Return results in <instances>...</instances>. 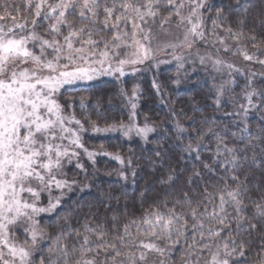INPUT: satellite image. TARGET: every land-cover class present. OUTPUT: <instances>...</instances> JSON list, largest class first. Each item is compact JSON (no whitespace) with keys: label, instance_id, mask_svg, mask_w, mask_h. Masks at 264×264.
<instances>
[{"label":"snow or ice","instance_id":"obj_1","mask_svg":"<svg viewBox=\"0 0 264 264\" xmlns=\"http://www.w3.org/2000/svg\"><path fill=\"white\" fill-rule=\"evenodd\" d=\"M230 57H242L248 71ZM172 61L176 85L198 63L208 76L204 99L213 112L231 105L230 119L205 116L194 99L192 115L170 110L172 135L153 156L170 159L174 141L178 159L156 199L142 195L138 208L127 200L121 208L120 196L101 192L86 209L65 211L64 197L80 185L66 167L89 177L82 155L93 167L99 155L119 162L127 183L132 158L103 143L89 150L82 133L148 143L156 129L135 122L142 93L134 84L129 95L125 78ZM258 75L264 87V0L219 9L210 0H0V264H264V123L254 132L249 118L264 120ZM106 77L130 106L128 124L104 107L114 98ZM152 85L163 102L161 85ZM45 216L56 222L45 225Z\"/></svg>","mask_w":264,"mask_h":264},{"label":"trees","instance_id":"obj_2","mask_svg":"<svg viewBox=\"0 0 264 264\" xmlns=\"http://www.w3.org/2000/svg\"><path fill=\"white\" fill-rule=\"evenodd\" d=\"M249 4L257 3V0H247ZM210 3L217 9L222 6H226L228 0H210ZM256 9H251L254 12ZM215 15V12L212 13ZM252 19V16H249ZM241 60L243 67L248 69V62L243 61L242 57H236ZM253 70H261L259 65H252ZM146 72L136 75L135 77H126L129 82L124 85L131 95V89L133 85H139V90L142 93L138 100V107L136 110V118L139 124H144L145 121L155 127L156 131L149 137V142L144 143L139 138L127 140L118 134L97 135L92 133H86L83 138V142L86 148L89 150H100V144L103 143L104 149L109 153H119L127 160L132 158L133 169L136 172L135 183L133 184V177L131 171L133 169L124 170L128 173V181L125 183L117 176V171L121 168L119 162L111 159L108 156L99 155L95 159L97 161L95 167L89 160H83V163L89 173L87 180L84 179L83 174H79V170L70 166L68 169V177L70 180L76 179L80 181V185L77 186V190L67 193L64 197V210L68 208H76L77 204L83 205L85 209L89 203H94L96 199L100 198L101 192L111 191L114 195L120 196V207H124L125 200H127L130 209L133 207H139V201L143 195L146 203L156 199L161 193V185L159 181L166 175L169 164L175 162L178 157L175 156L176 149L174 148V141L172 145H167L169 150L170 159L156 163V157L153 156V151L157 148V142L165 143L167 137L172 135L168 130L174 129V118L169 115L170 110L174 109L177 113L183 109L185 112L191 113V102L196 100L197 107L204 108L205 116H215L218 120L227 122L230 118L224 116L225 111H232L231 105H228L225 109L213 112L212 101L210 99H204L208 95L205 87V80L208 79L207 73L202 69H197L184 81L181 78V83L176 85L171 81L176 79V67L159 66V68L145 69ZM190 72V71H189ZM108 83L104 86L105 92L113 94V100L111 105L105 100L104 107L111 108L108 115L117 121H123L127 123L130 121V107H128L127 101L119 97L117 89L112 87L115 83L112 78H104ZM156 80L163 90V102L160 96H158L153 88L152 82ZM238 85L242 86L246 83L243 77L237 76ZM255 84L258 88H262L260 77L255 80ZM237 93L236 100L238 103H244L241 95V87H236ZM227 99V97H226ZM77 115L80 116L79 110ZM94 118V117H93ZM251 130L256 131L258 125L264 123L261 114L258 112H250ZM199 119V117H197ZM181 123L187 125L189 120H181ZM236 131L235 127L232 129ZM185 144L187 141L184 142ZM111 172V175L106 173ZM87 183L92 185L91 189H85L83 192L79 191L80 187ZM126 194V195H125ZM133 201L136 203L133 204ZM115 204V202H113ZM59 211V210H58ZM103 211V209H101ZM43 222L47 225L49 222L55 223L54 217L45 216ZM51 232H55V228L50 229ZM178 258V254H177Z\"/></svg>","mask_w":264,"mask_h":264},{"label":"rangeland","instance_id":"obj_3","mask_svg":"<svg viewBox=\"0 0 264 264\" xmlns=\"http://www.w3.org/2000/svg\"><path fill=\"white\" fill-rule=\"evenodd\" d=\"M167 59H171L170 57H167ZM230 59H232L235 63H237L239 66H241L242 68H244V70H245V72H247L248 71V69H246L245 67H243V64H242V62H241V60H239L238 58H236V57H230ZM161 66H165V67H169V66H173V67H176V63H175V61H172L171 63H169V64H161ZM186 68L187 69H189V75L190 74H192L194 71H192V68H193V66L191 65V64H188V65H186ZM197 69H202L201 67H200V65L197 63L196 65H195V71L197 70ZM203 70V69H202ZM256 71V70H255ZM260 70H257V72H259ZM144 72H146V71H144ZM139 74H141V73H138L137 75H139ZM189 75H188V77H189ZM187 77V78H188ZM259 77V75L255 78V80L257 79ZM187 78H184L183 77V80L185 81ZM237 78V77H236ZM128 107H130L129 105H128ZM137 110V109H136ZM131 111V110H130ZM135 122L137 123V124H139L138 123V121H137V118H136V116H135ZM130 122V121H129ZM129 122H127V123H125V124H128ZM140 126H143V124L141 125V124H139ZM151 125V124H150ZM92 133L91 131H86V132H84V133H82V139L84 138V135L86 134V133ZM92 134H95V133H92ZM108 134H118V135H121L123 138H125V139H127V140H132V139H136V138H139V137H137V136H135L134 134L132 135V137L129 139V138H127V137H124L121 133H119V132H113V133H107V134H97V135H108ZM151 134L152 133H150L149 134V137L151 136ZM140 139V138H139ZM141 140V139H140ZM81 159H82V162H83V160H88L87 159V157L85 156V155H82V157H81ZM69 167L70 166H68V167H66V169H65V171L67 172V174H68V169H69ZM67 178L69 179V177L67 176ZM70 180V179H69ZM56 194H58V193H56ZM46 197H45V201H46Z\"/></svg>","mask_w":264,"mask_h":264}]
</instances>
